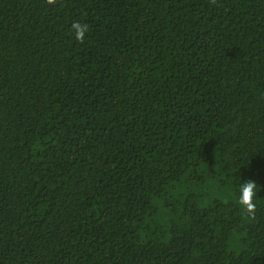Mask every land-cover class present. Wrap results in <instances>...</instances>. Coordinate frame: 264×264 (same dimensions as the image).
<instances>
[{
    "label": "trees",
    "instance_id": "1",
    "mask_svg": "<svg viewBox=\"0 0 264 264\" xmlns=\"http://www.w3.org/2000/svg\"><path fill=\"white\" fill-rule=\"evenodd\" d=\"M0 264H264V0H0Z\"/></svg>",
    "mask_w": 264,
    "mask_h": 264
},
{
    "label": "clouds",
    "instance_id": "2",
    "mask_svg": "<svg viewBox=\"0 0 264 264\" xmlns=\"http://www.w3.org/2000/svg\"><path fill=\"white\" fill-rule=\"evenodd\" d=\"M48 3H55V0H48ZM71 27L75 39L79 42H82L85 38L87 25L73 23ZM259 190L260 186L254 181H241V179L236 188L237 195L234 196L235 203L239 207L244 218L247 220H251L254 217L257 204V192Z\"/></svg>",
    "mask_w": 264,
    "mask_h": 264
}]
</instances>
